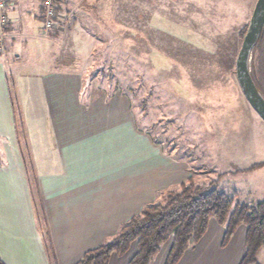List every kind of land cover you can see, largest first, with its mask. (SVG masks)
Segmentation results:
<instances>
[{
    "label": "crops",
    "instance_id": "obj_1",
    "mask_svg": "<svg viewBox=\"0 0 264 264\" xmlns=\"http://www.w3.org/2000/svg\"><path fill=\"white\" fill-rule=\"evenodd\" d=\"M167 3L170 4L163 3V9L158 8L157 17L162 18L170 8L171 14L180 15L173 5L166 8ZM152 10L135 0H62L56 27L44 31L41 0H7L9 22L0 51V107L5 105L10 121L9 72L42 76L45 120L42 125L31 123V132L26 124L30 134L44 129L41 132L48 137V153L38 155L34 148L25 156L4 153L7 163L0 166V260L5 264H76L86 251L112 237L144 205L192 175L182 158L163 147L160 151L145 134L134 130L128 95L119 91L113 97L114 93L109 98L104 94L96 97L98 100L85 97L86 101H82L80 91L86 76L66 65L79 63L76 49L85 47L82 43L86 27L95 26V32L90 34L93 38L86 36V41L106 43L107 53L114 49L112 42L118 36L117 40L104 37L113 33L109 30L101 34L102 28H107L102 25L105 18H111L105 21L109 26L120 19L132 27L133 17H153L157 13ZM122 27L124 30L113 28L114 33L122 31L126 35L122 39L129 40L130 28ZM149 28L148 38L158 42L164 51L162 28ZM177 40L183 41L179 36ZM70 46L73 54L67 58L64 51ZM173 53L178 54L177 50ZM21 59L23 63H15ZM30 134L24 140L32 145ZM41 161L44 168L34 170L33 166ZM29 176L33 177L35 196ZM34 197L48 223L49 252L42 243ZM224 233V227L210 218L204 235L185 250L176 264H240L246 254V227L239 225L225 245ZM168 242V249L161 247L151 264H164L172 238ZM133 246L136 247L132 244L125 254L113 253L107 264H128L135 253ZM260 254L258 251V262Z\"/></svg>",
    "mask_w": 264,
    "mask_h": 264
},
{
    "label": "rangeland",
    "instance_id": "obj_2",
    "mask_svg": "<svg viewBox=\"0 0 264 264\" xmlns=\"http://www.w3.org/2000/svg\"><path fill=\"white\" fill-rule=\"evenodd\" d=\"M58 1L55 6L60 10L62 0ZM164 1L173 5L180 15L171 14L167 3L169 14L157 17ZM135 3L149 6L157 14L133 17V28L120 19L112 27L105 22L111 18L104 19L102 25L107 28L103 27L101 34L109 30L113 33L104 37L113 36L117 40L118 36V40L112 42L114 59L111 50L106 53L109 50L104 48L106 43L93 40L91 45L84 38L93 34L95 26L84 29L82 44L85 47L76 49L79 63L66 64L86 76L80 91L81 100L86 101L85 97L98 100L96 97L104 94L109 98L113 93L111 97L127 90L134 130L145 134L160 151L163 147L182 158L196 182L215 181L218 190L232 196L235 202L253 204L264 200V121L244 98L235 76L241 32L248 24L255 0H135ZM37 23L40 27L39 20ZM122 25L130 28L129 40L122 39L126 37L124 32L115 34L113 31L116 26L123 28ZM150 26L162 28L164 51L158 47V42L148 38ZM174 35L183 41L174 39ZM110 44L111 41L107 42ZM175 50L177 55L173 53ZM64 52L70 58L72 46ZM118 52L122 57H118ZM16 62L23 63L24 59ZM7 86L10 121L5 105L0 107L2 167L7 163L4 153L25 156L31 154L32 148L38 155L48 153V137L41 132L44 129L30 134L34 123L42 125L45 120L42 76L27 77L9 72ZM29 134L33 135L32 145L24 140L30 138ZM37 168H44L42 161L33 166L34 170ZM28 181L35 196L33 177L29 176ZM9 185L7 183V187ZM34 205L42 243L49 252L48 223L36 199ZM169 245L167 240L161 247L167 250ZM259 251L258 264H264V246Z\"/></svg>",
    "mask_w": 264,
    "mask_h": 264
},
{
    "label": "trees",
    "instance_id": "obj_3",
    "mask_svg": "<svg viewBox=\"0 0 264 264\" xmlns=\"http://www.w3.org/2000/svg\"><path fill=\"white\" fill-rule=\"evenodd\" d=\"M52 2L57 20L59 10L55 6L56 0ZM247 25L241 32L242 38ZM252 52L250 74L264 97V25ZM111 53L113 58L109 55L110 60L116 56L115 52ZM118 55L122 57L120 52ZM122 93L129 92L125 90ZM193 177L191 175L174 189L160 193L156 201L144 205L121 224L112 237L86 251L76 264H107L113 253L125 254L132 244L136 245V251L128 264H151L169 237H172V243L164 264H176L185 250L204 235L210 218L224 227L223 245L239 225H244L246 254L240 264H258L257 253L264 246V200L253 204L235 202L232 196L218 190L215 181L196 182ZM0 264L5 263L0 260Z\"/></svg>",
    "mask_w": 264,
    "mask_h": 264
},
{
    "label": "water",
    "instance_id": "obj_4",
    "mask_svg": "<svg viewBox=\"0 0 264 264\" xmlns=\"http://www.w3.org/2000/svg\"><path fill=\"white\" fill-rule=\"evenodd\" d=\"M264 25V0H255L246 32L235 59V76L250 106L264 121V97L257 89L250 74L252 49Z\"/></svg>",
    "mask_w": 264,
    "mask_h": 264
},
{
    "label": "built area",
    "instance_id": "obj_5",
    "mask_svg": "<svg viewBox=\"0 0 264 264\" xmlns=\"http://www.w3.org/2000/svg\"><path fill=\"white\" fill-rule=\"evenodd\" d=\"M53 0H42L43 5V30L48 31L56 26V12L53 5ZM9 22L7 12V0H0V51L4 48L5 28Z\"/></svg>",
    "mask_w": 264,
    "mask_h": 264
}]
</instances>
